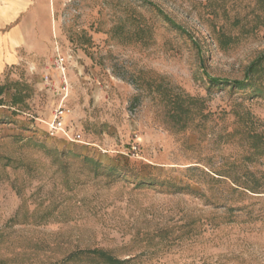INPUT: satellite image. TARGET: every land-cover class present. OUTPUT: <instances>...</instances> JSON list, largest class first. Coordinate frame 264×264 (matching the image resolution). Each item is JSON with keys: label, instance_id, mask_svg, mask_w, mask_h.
Segmentation results:
<instances>
[{"label": "rangeland", "instance_id": "rangeland-1", "mask_svg": "<svg viewBox=\"0 0 264 264\" xmlns=\"http://www.w3.org/2000/svg\"><path fill=\"white\" fill-rule=\"evenodd\" d=\"M50 4L0 76V264H264V0Z\"/></svg>", "mask_w": 264, "mask_h": 264}, {"label": "crops", "instance_id": "crops-1", "mask_svg": "<svg viewBox=\"0 0 264 264\" xmlns=\"http://www.w3.org/2000/svg\"><path fill=\"white\" fill-rule=\"evenodd\" d=\"M50 0H0V76L41 60L51 41Z\"/></svg>", "mask_w": 264, "mask_h": 264}, {"label": "trees", "instance_id": "trees-1", "mask_svg": "<svg viewBox=\"0 0 264 264\" xmlns=\"http://www.w3.org/2000/svg\"><path fill=\"white\" fill-rule=\"evenodd\" d=\"M238 86H245L244 82H237ZM1 88V87H0ZM182 106V105H181ZM153 181V179H151ZM140 184H152L153 182H148L146 181V179H143L139 182ZM79 252H87V253H92L95 254L97 256V258H99V260L103 263V264H122L123 260L112 255L110 252L103 250V249H98V248H94V249H89V250H79L77 252H74L72 254H70V258L72 257V255H74L75 253H79Z\"/></svg>", "mask_w": 264, "mask_h": 264}, {"label": "built area", "instance_id": "built-area-1", "mask_svg": "<svg viewBox=\"0 0 264 264\" xmlns=\"http://www.w3.org/2000/svg\"><path fill=\"white\" fill-rule=\"evenodd\" d=\"M63 76H65V74H63ZM66 112H67V107L65 106V104L62 103L61 105L57 107V109L55 110L54 119L51 122L50 127H49L50 135H55L58 133V131L64 130L63 118Z\"/></svg>", "mask_w": 264, "mask_h": 264}]
</instances>
